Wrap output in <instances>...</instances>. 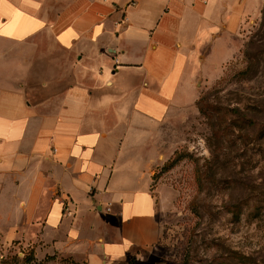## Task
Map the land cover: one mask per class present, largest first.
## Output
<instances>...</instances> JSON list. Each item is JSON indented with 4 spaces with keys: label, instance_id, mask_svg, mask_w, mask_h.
<instances>
[{
    "label": "crops",
    "instance_id": "0c3cea01",
    "mask_svg": "<svg viewBox=\"0 0 264 264\" xmlns=\"http://www.w3.org/2000/svg\"><path fill=\"white\" fill-rule=\"evenodd\" d=\"M249 2L0 0V243L76 264H132L157 245L154 131L196 104L264 0ZM32 40L82 72L50 99L48 79L34 101L16 75Z\"/></svg>",
    "mask_w": 264,
    "mask_h": 264
},
{
    "label": "rangeland",
    "instance_id": "374dc122",
    "mask_svg": "<svg viewBox=\"0 0 264 264\" xmlns=\"http://www.w3.org/2000/svg\"><path fill=\"white\" fill-rule=\"evenodd\" d=\"M249 1L245 12L257 6ZM263 9L235 35L232 55L201 78L200 100L155 129L151 191L163 232L132 264H264ZM28 43L38 48L23 53L16 75L30 79L34 101L41 77L50 99L81 75L73 53ZM231 45L214 51L215 67ZM39 254L21 241L0 243V264H76Z\"/></svg>",
    "mask_w": 264,
    "mask_h": 264
},
{
    "label": "built area",
    "instance_id": "2783aa9c",
    "mask_svg": "<svg viewBox=\"0 0 264 264\" xmlns=\"http://www.w3.org/2000/svg\"><path fill=\"white\" fill-rule=\"evenodd\" d=\"M205 3L207 2V0H203Z\"/></svg>",
    "mask_w": 264,
    "mask_h": 264
},
{
    "label": "trees",
    "instance_id": "16d2710c",
    "mask_svg": "<svg viewBox=\"0 0 264 264\" xmlns=\"http://www.w3.org/2000/svg\"><path fill=\"white\" fill-rule=\"evenodd\" d=\"M263 13H264V9H263ZM199 100H200V99H199ZM199 100H198V101H199ZM202 100H203V99H202Z\"/></svg>",
    "mask_w": 264,
    "mask_h": 264
}]
</instances>
